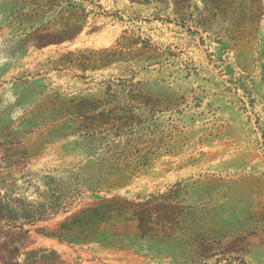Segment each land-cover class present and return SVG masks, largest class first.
<instances>
[{
    "label": "rangeland",
    "instance_id": "obj_1",
    "mask_svg": "<svg viewBox=\"0 0 264 264\" xmlns=\"http://www.w3.org/2000/svg\"><path fill=\"white\" fill-rule=\"evenodd\" d=\"M93 1L75 40L37 49L24 46L11 0H0V194L39 201L46 177L68 171L85 186L69 213L27 225L11 255L16 232L0 229V263L264 264V0H217L218 9L206 0ZM122 35L140 41V61L65 63L100 57ZM126 78L173 130L171 152L135 175L103 169L88 155L89 135L65 115L70 99L106 98L108 81ZM116 196L173 204L172 222L161 221L158 238L140 235L135 250L41 234Z\"/></svg>",
    "mask_w": 264,
    "mask_h": 264
},
{
    "label": "trees",
    "instance_id": "obj_2",
    "mask_svg": "<svg viewBox=\"0 0 264 264\" xmlns=\"http://www.w3.org/2000/svg\"><path fill=\"white\" fill-rule=\"evenodd\" d=\"M153 3L162 0H131ZM13 21L17 32L23 36L24 46L41 49L51 44L75 40L86 28L92 10L87 4L93 0H11ZM206 6L218 9L217 0H206ZM102 8L101 5H98ZM200 20L198 25L204 26ZM133 42L126 35L117 44L100 52V57H90L76 62L65 60L69 65L77 64L84 70L95 69L98 63L110 65L119 61H140L133 49ZM140 52V48L137 49ZM105 54L101 56V54ZM106 98L76 97L67 102L65 115L79 123V132L89 135V156L96 158L103 169L115 173L128 170L144 173L153 166L152 157L171 152L173 130L168 121L162 120L163 111L158 102L140 91L133 79L109 80ZM69 176L54 178L47 176L46 190L40 200L26 202L25 198L7 197L0 194V229H13L16 233L11 241L15 246L7 247L9 255L18 249L27 236V225L46 221L60 213H69L70 208L85 190L79 174L71 171ZM155 196L149 199L121 196L102 198L95 204L71 213L52 230L41 234L68 243H96L116 250L129 249L140 243V235L158 238L162 225L171 224L167 216L168 204L163 210L154 204ZM134 228L131 229L130 224ZM131 245V246H130ZM44 258L50 260L48 256ZM0 264H10L3 258Z\"/></svg>",
    "mask_w": 264,
    "mask_h": 264
}]
</instances>
